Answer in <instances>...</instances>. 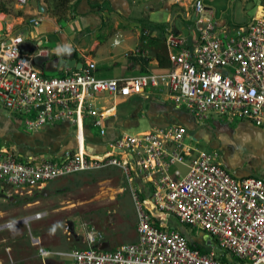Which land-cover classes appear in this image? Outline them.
<instances>
[{"label":"built area","instance_id":"obj_1","mask_svg":"<svg viewBox=\"0 0 264 264\" xmlns=\"http://www.w3.org/2000/svg\"><path fill=\"white\" fill-rule=\"evenodd\" d=\"M16 1L20 7L27 4ZM194 10L191 51L181 32L169 33L165 42L171 68L161 75L100 79L94 63H86L83 70L47 77L36 66L37 58L47 54L27 56L18 35L0 43V109L27 134L61 124L74 126L76 133L74 148L46 158L0 145V193L12 197L109 168L121 173L131 192L136 240L101 250L104 236L82 226L85 248L57 254L69 264H264V179L236 178L216 151L186 144L188 131L182 125L106 141L105 121L114 116L108 114L113 109H97L93 103L101 96L129 98L154 88L200 123L218 115L264 129V16L229 34L217 31L205 17L201 1ZM94 131L101 141H88L87 133ZM174 166L186 172L170 173ZM171 217L211 237L224 256L192 245L167 224ZM32 243L42 260L52 256L40 240Z\"/></svg>","mask_w":264,"mask_h":264},{"label":"crops","instance_id":"obj_2","mask_svg":"<svg viewBox=\"0 0 264 264\" xmlns=\"http://www.w3.org/2000/svg\"><path fill=\"white\" fill-rule=\"evenodd\" d=\"M28 1H30L29 4ZM31 1H33L32 4ZM136 1L142 0L73 1L67 10V18L61 21L46 11L47 5L43 0H27V4L23 7L16 3L18 9L26 7L21 12L14 10L12 13L6 6L8 12L0 14V43H6L7 40L18 35L23 38L22 51L27 56L38 53L47 54L36 60L38 70L47 77H60L70 71H59L58 61L48 59V56L70 52L77 62L94 63V74L97 78L127 80L142 74L161 75L171 68L168 61L169 49L165 42L166 36L175 27L178 17H181V27L191 31L193 36L195 35V22L192 18H197L194 10L196 1L202 2L205 17L212 20L219 32L225 30L232 34L235 29L247 25L253 18L264 16V0H186V2L167 0V7L162 9L165 13L164 17L153 19L152 16L156 10L153 8L148 10L146 7L139 6L136 8ZM39 5L43 13L38 12ZM173 6L178 7L176 12L171 10ZM133 14L145 17L135 19L132 17ZM34 18L39 20L38 25L30 23ZM151 25L167 26L166 32L162 33L159 28ZM144 31L148 33L147 37L143 36ZM143 41H146L145 45ZM135 50H140V53L136 54ZM160 62L164 66H161ZM110 101L111 98L106 96L93 100L97 109H113L108 114L114 116H110L105 121L107 134L104 140L106 141L118 135L127 134L118 132L117 126L140 127L143 118L147 120L145 127L150 128L136 134L169 125L184 126L183 117L178 113L181 110L176 109L166 93L159 89L149 88L140 96L115 99L112 105ZM115 102L118 104L115 105ZM182 112L186 111L182 110ZM8 119L16 122L12 118L8 117ZM211 119L214 118L210 115L207 120ZM241 121L248 122L247 120ZM196 122L198 125L196 124L192 130L184 127L188 131L187 139L201 142L194 128L204 125V121ZM18 126L21 127L19 124ZM72 127L74 126L61 124L41 131L51 130L50 132L61 134L62 144L71 138L69 131ZM96 135L94 132H88L86 138L89 142L101 141ZM73 139L75 142L70 147H61L56 151L42 148L36 155L46 158L58 155L65 149L74 148L76 146L75 127ZM21 152L28 155V152ZM196 233L199 237L189 242L202 248L201 239L205 234L200 231Z\"/></svg>","mask_w":264,"mask_h":264},{"label":"rangeland","instance_id":"obj_3","mask_svg":"<svg viewBox=\"0 0 264 264\" xmlns=\"http://www.w3.org/2000/svg\"><path fill=\"white\" fill-rule=\"evenodd\" d=\"M0 2L5 3L12 13L26 8H16V0ZM166 2L142 0L136 1L135 7L153 8L156 13L152 18L160 19L165 15L162 9L167 7ZM63 10L66 19L67 10ZM171 10L176 12L178 7L173 6ZM132 17L145 16L133 14ZM112 103L111 99L110 105ZM178 113L183 117L184 126L192 130L197 124L195 119L182 110ZM211 117L214 119L205 120L204 125L194 128L202 141L186 139L185 143L198 151H216L223 165L236 178H264V129L246 121L229 120L218 115ZM143 119L140 127L117 126L116 129L127 134L142 132L150 128L145 127L147 120ZM22 130L0 110V145L13 146L20 152L36 155L42 148L56 151L75 142L74 127L70 128L69 141L62 144L61 134L51 130L31 134H25ZM175 170L182 174L186 172L184 167L174 166L170 173ZM68 222L73 223L74 233L71 235L67 232ZM9 223L17 225L7 227ZM167 224L176 228L190 242L199 237L196 233L198 230L180 225L173 217L167 220ZM82 226L97 229L104 236L108 250L136 240V214L131 192L116 168L79 173L51 182L38 191L0 199V264H69L57 254L85 248ZM32 239L40 240L44 249L53 253L52 256L42 260Z\"/></svg>","mask_w":264,"mask_h":264},{"label":"water","instance_id":"obj_4","mask_svg":"<svg viewBox=\"0 0 264 264\" xmlns=\"http://www.w3.org/2000/svg\"><path fill=\"white\" fill-rule=\"evenodd\" d=\"M38 12L39 13H43V10L41 9L40 5L38 7ZM192 20L194 21L195 19L192 18ZM181 23V17L177 18V20L175 21V27L172 28L169 33H173V34H179L180 32L186 37V41H187V46L189 51H191V44H192V36L193 33L191 31H188L186 29H183L180 25ZM9 43V40L6 41V44ZM50 56V57H49ZM48 59H52L55 61H58V67H59V71H63V70H83L84 66L82 63L77 62V60L74 59V56L72 53L70 52H62L60 54H52L49 55ZM37 66V64H36ZM9 197L4 194V193H0V199L2 200H6ZM67 232L71 235L74 233L73 231V223L72 222H68L67 224ZM203 251L204 252H213L216 254V256L218 257H223L224 256V252L218 248L215 244V242L213 241V239L207 235L203 236ZM106 248V244L104 243L101 246V250Z\"/></svg>","mask_w":264,"mask_h":264},{"label":"trees","instance_id":"obj_5","mask_svg":"<svg viewBox=\"0 0 264 264\" xmlns=\"http://www.w3.org/2000/svg\"><path fill=\"white\" fill-rule=\"evenodd\" d=\"M73 1H77V0H43V2H45V4H48L49 6H47L46 11L53 17H56L59 21L65 19V11L63 9L69 8L70 3ZM7 7L5 3L0 2V14L1 13H7ZM151 26H156L157 28H159V30L162 33H165L166 30L165 28H167V26L164 25H151ZM161 66H164L162 64V62L159 63ZM197 248H199L200 250H202V248H200V246H196ZM203 251V250H202Z\"/></svg>","mask_w":264,"mask_h":264}]
</instances>
